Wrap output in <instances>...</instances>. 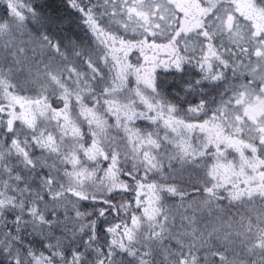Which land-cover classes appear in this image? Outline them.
I'll return each instance as SVG.
<instances>
[{"label": "snow or ice", "instance_id": "obj_1", "mask_svg": "<svg viewBox=\"0 0 264 264\" xmlns=\"http://www.w3.org/2000/svg\"><path fill=\"white\" fill-rule=\"evenodd\" d=\"M0 264H264V0H0Z\"/></svg>", "mask_w": 264, "mask_h": 264}]
</instances>
